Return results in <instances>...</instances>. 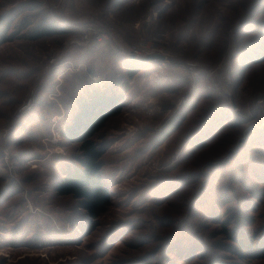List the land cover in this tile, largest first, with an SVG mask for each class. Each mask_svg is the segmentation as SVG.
<instances>
[{
	"label": "rangeland",
	"instance_id": "obj_1",
	"mask_svg": "<svg viewBox=\"0 0 264 264\" xmlns=\"http://www.w3.org/2000/svg\"><path fill=\"white\" fill-rule=\"evenodd\" d=\"M1 16L14 21L0 45V264H264V0H0ZM95 17L125 44L155 39L173 63L228 61V92L178 72L167 86L132 61L129 78L127 60L94 47L68 49L80 70L43 82L49 47ZM46 20L72 32L30 38ZM113 84L120 113L94 137L111 205L92 222L54 189L79 155L62 131L86 88Z\"/></svg>",
	"mask_w": 264,
	"mask_h": 264
},
{
	"label": "trees",
	"instance_id": "obj_2",
	"mask_svg": "<svg viewBox=\"0 0 264 264\" xmlns=\"http://www.w3.org/2000/svg\"><path fill=\"white\" fill-rule=\"evenodd\" d=\"M13 21L14 19L8 16L0 17V45L11 40L12 37L8 31ZM26 26V23L22 24L21 30ZM257 30L264 35V30ZM69 31L72 32L70 29L60 27L53 21L47 22L46 20L42 22L39 29L34 30L30 38L65 34ZM262 47L264 48V43ZM124 65L127 69V76L132 78L138 70L136 65L130 61H125ZM115 88L114 84L108 88H86L76 98V111L69 122L64 125L62 131L64 137L78 143L79 155L76 158L77 164L68 163L61 169L62 176L58 179L54 189L58 195H71L78 199L85 216L92 222L103 215L111 205L108 183L102 173L101 158L104 151L94 141V137L109 119L120 113L122 96L116 94ZM26 120H30L29 115ZM24 128L23 121L19 122L18 129L23 131ZM193 143L196 144L197 141ZM240 242L239 245L243 247V243ZM262 250V256H264V247Z\"/></svg>",
	"mask_w": 264,
	"mask_h": 264
},
{
	"label": "built area",
	"instance_id": "obj_3",
	"mask_svg": "<svg viewBox=\"0 0 264 264\" xmlns=\"http://www.w3.org/2000/svg\"><path fill=\"white\" fill-rule=\"evenodd\" d=\"M68 28L77 31V36L68 38L60 49L49 47L45 55V62L43 65V74L47 76L43 82L48 83L52 76L53 79L61 80L60 78L65 74H72L80 70L81 65L75 64L72 60L65 58V53L71 47L81 49L86 48H105L118 56L119 58L127 61L133 56L136 59H144L148 56L157 55L152 59L147 60L143 64L152 66V77L161 81L167 86H173L177 82L174 72L180 73L182 76L187 77L189 80H194L198 77L204 79L205 89L211 93L224 95L226 94L232 83L233 69L225 61L216 67H196L187 63H173L171 53L164 47L160 46L155 39H141L136 43L125 44L119 36L114 33L113 29L107 24L100 21L99 18H91L85 22H71ZM136 65H140L137 64ZM142 65V64H141ZM96 80V79H95ZM99 83V82H98ZM57 84L55 85V87ZM39 91L37 88L33 89L30 97L23 101L17 110L19 116H24L33 109L38 97ZM230 104V100H226ZM255 107L261 109V117L264 120V97L260 96L255 104ZM145 107H147L145 105ZM236 112V109L231 108ZM152 113L151 109L147 110ZM62 117V116H61Z\"/></svg>",
	"mask_w": 264,
	"mask_h": 264
},
{
	"label": "water",
	"instance_id": "obj_4",
	"mask_svg": "<svg viewBox=\"0 0 264 264\" xmlns=\"http://www.w3.org/2000/svg\"><path fill=\"white\" fill-rule=\"evenodd\" d=\"M154 57H157V55H154V56H148V57H146V58H144V59H136V58H134L133 56H131L130 59L133 60V61H134L135 63H137V64H143V63H145L147 60L152 59V58H154ZM229 57H231V55H229Z\"/></svg>",
	"mask_w": 264,
	"mask_h": 264
},
{
	"label": "bare ground",
	"instance_id": "obj_5",
	"mask_svg": "<svg viewBox=\"0 0 264 264\" xmlns=\"http://www.w3.org/2000/svg\"><path fill=\"white\" fill-rule=\"evenodd\" d=\"M232 53V52H231ZM229 56V55H228ZM226 60V59H225ZM135 63V62H134ZM133 64V63H132ZM136 64V63H135Z\"/></svg>",
	"mask_w": 264,
	"mask_h": 264
}]
</instances>
